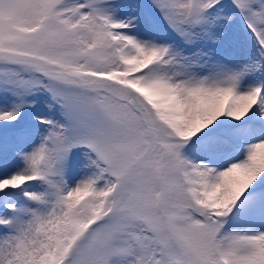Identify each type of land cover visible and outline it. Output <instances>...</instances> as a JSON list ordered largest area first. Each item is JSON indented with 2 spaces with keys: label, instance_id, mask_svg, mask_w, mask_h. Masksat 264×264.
Masks as SVG:
<instances>
[{
  "label": "snow or ice",
  "instance_id": "obj_1",
  "mask_svg": "<svg viewBox=\"0 0 264 264\" xmlns=\"http://www.w3.org/2000/svg\"><path fill=\"white\" fill-rule=\"evenodd\" d=\"M0 264H264V0H0Z\"/></svg>",
  "mask_w": 264,
  "mask_h": 264
}]
</instances>
